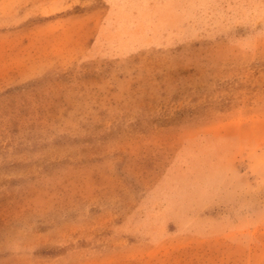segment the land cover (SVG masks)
<instances>
[{"label": "rangeland", "instance_id": "374dc122", "mask_svg": "<svg viewBox=\"0 0 264 264\" xmlns=\"http://www.w3.org/2000/svg\"><path fill=\"white\" fill-rule=\"evenodd\" d=\"M0 264H264V0H0Z\"/></svg>", "mask_w": 264, "mask_h": 264}]
</instances>
